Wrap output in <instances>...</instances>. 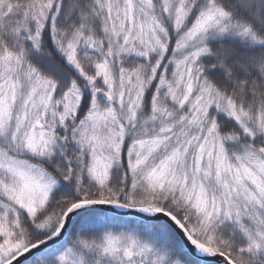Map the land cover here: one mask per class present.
<instances>
[{"label":"snow or ice","instance_id":"6c2138e0","mask_svg":"<svg viewBox=\"0 0 264 264\" xmlns=\"http://www.w3.org/2000/svg\"><path fill=\"white\" fill-rule=\"evenodd\" d=\"M0 264H264V0H0Z\"/></svg>","mask_w":264,"mask_h":264}]
</instances>
